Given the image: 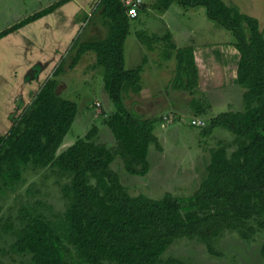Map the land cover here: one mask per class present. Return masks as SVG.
Returning a JSON list of instances; mask_svg holds the SVG:
<instances>
[{"label": "trees", "instance_id": "trees-1", "mask_svg": "<svg viewBox=\"0 0 264 264\" xmlns=\"http://www.w3.org/2000/svg\"><path fill=\"white\" fill-rule=\"evenodd\" d=\"M68 1L58 0L27 16L0 31V38ZM174 1L204 8L207 18L234 36L243 106L213 115L202 131L212 135L223 128L233 138L220 139L210 149L205 177L191 196L179 198L167 192L154 199L128 191L113 163L119 168L120 159L127 173L145 176L151 168L150 146L162 148L155 134L162 118L146 117L127 106V98L142 90V67H125L131 18L123 0H100L93 14L105 20L108 36L91 43L76 38L68 53L77 48L72 67L84 52L95 53L94 66L103 69V88L115 107L102 116L114 143L100 141L99 126L94 124L60 150L79 114L78 104L59 91L66 58L9 131L0 134V234L13 237L9 255L21 257L22 264H186L166 255L176 240L198 239L210 255L219 256L217 242L226 231L245 241L264 235V26L223 0H158L164 9ZM142 7L145 4L139 11ZM137 34L147 45L160 40L142 31ZM165 49L164 59L176 60L173 87L192 94L189 109L194 116L206 114L208 100L195 96L198 69L193 47L176 49L169 42ZM27 169L65 178L60 183L64 210L49 215L38 209V203L25 206L14 218L2 216V200L17 190ZM260 254L264 258V241Z\"/></svg>", "mask_w": 264, "mask_h": 264}, {"label": "rangeland", "instance_id": "rangeland-1", "mask_svg": "<svg viewBox=\"0 0 264 264\" xmlns=\"http://www.w3.org/2000/svg\"><path fill=\"white\" fill-rule=\"evenodd\" d=\"M56 1L58 0H0V31ZM85 1L87 5H90V12L93 14L95 7H97L98 0ZM75 2L76 0H69L62 5L63 11L55 10L42 19H37L35 24L24 26L25 28L18 29L0 38V134L9 131L12 123L15 122L22 111L32 102L42 84L47 78L51 77L56 69L54 66L52 70L49 69L48 72H45V75L40 77V70L38 68L25 71V67L19 65V58L27 57L29 60L31 58L30 54L35 53V60H38L39 52H42L43 49L40 48V44L36 45L34 43L35 40L40 38V32H43V27L48 23L50 25L48 33H50V31L53 33L57 23L55 19L57 13H63L65 19L69 20L74 11ZM146 2L149 6L147 11L144 12L143 17L148 24L166 21L167 17L168 21L176 20L192 26L198 25L201 29H199L196 34V40L199 42L204 41L205 38H207L204 34L208 32L210 40L214 44L217 42V46L212 49L214 53L218 50L217 54L222 55L224 51L223 42L235 41L234 36L229 30L225 29L218 22L212 21L206 17L205 10H203L202 7L195 9V11L199 12H196L197 16L194 15V13H190L194 8H185L176 2L172 4L171 10L166 16L163 15L150 0H146ZM236 8L239 9L238 7ZM77 9L78 7L76 6V10ZM178 10L181 11V13L175 14V11ZM75 14L78 21H83L86 18L85 16H88L87 13H85L84 16V13L80 10L75 11ZM89 16L88 18H90ZM140 19L142 18L131 19L130 33L125 43L128 55L135 51L134 45L139 38H137L138 31L140 32L142 30L146 35L151 34L148 32L149 28H147V25H140ZM84 24L85 23L76 24L78 26L77 31L80 30V34L84 28ZM77 34L78 33L70 37L64 32L63 40L66 44L65 48L69 45L71 49L73 40ZM49 36L48 34V37ZM28 39H32L33 42L31 45ZM140 41L144 43L141 39ZM144 44L148 47L146 43ZM165 48L166 46H162L161 49L156 47V51L160 53L161 56H154L153 62L156 66L154 65L153 67L152 76L150 75L151 72H147L151 70L149 67H146L144 71L142 70L141 74L144 80V88L148 87L146 82L150 76L156 83L150 86V89L159 96L163 94L166 95L168 99L166 92L173 88L172 83L169 84V81L171 79L172 82L174 81V76L172 75L173 72L175 73L176 61L175 59H168L166 63V59L163 57L166 53ZM194 48L201 49V46ZM76 49L77 48L73 49L75 52L71 51L68 54L67 51L64 50L58 57V64L62 59L66 58L63 68L65 73L69 76L81 79L70 81V77H68V79H66V77L62 78L69 81L67 88H65L66 90L63 89L66 83L60 81L59 91L60 93L63 90L65 91H63L61 95L75 101L79 106V114L60 150L72 144L78 137L83 136L94 124L99 126L100 141H104L108 145L114 143L110 129L102 122L104 119L102 117L103 114L111 113L115 110L106 90L103 88V69L94 66V56H89L84 64L78 61L80 63L76 64L77 67H75L76 65L72 67L70 64L76 53ZM146 50L145 48V52ZM19 52L22 54H17ZM200 52L201 50L198 51V54ZM24 53H26V56ZM85 53L87 52H84L81 56L85 55ZM88 55H91V51H89ZM161 62L166 64L164 71H161L159 67H157ZM198 62L195 63L198 64ZM220 62L222 61L220 60ZM128 64V67L134 66L130 61H128ZM14 65L17 67L15 71L12 70ZM220 72L222 74L219 76V80L223 83L222 79L225 77L223 74L227 71L221 70ZM201 74L203 75L204 73ZM199 78L200 76L198 74V80ZM216 85L218 84L215 82H209L201 85V87H199L200 90L195 92L196 97L207 99V104H210L209 111L199 116V118L206 123H208L211 116L227 111L230 107L232 110H239L241 106H243L242 101L240 103V93L243 92V88L240 91L236 89L235 86H224L221 85V83L218 86ZM210 86L213 87L209 88ZM220 86L226 88L225 93L221 92V95L227 98H221V95L220 97H214L216 103H213V98L210 100L207 94L203 92L207 93L208 91L206 90L208 89L223 88ZM17 87L18 89L20 88L19 91H16ZM214 93L217 95L219 92ZM147 95L148 92L143 93V96ZM135 99L136 95H131V98H127V106L132 107V102H134ZM97 101H100V103L102 102L101 106H95ZM171 102L172 101L169 102V105H163V107L156 106L151 108L147 106L145 109H140L141 112H151L149 114L150 116L162 118L155 126V133L159 136L162 148L158 149L155 144L150 146L149 161L151 163V168L149 172L145 176L131 175L125 171L120 159H118L120 161L118 163L119 168L115 166V162L113 163V168L119 173L123 184L133 195L144 194L154 199L162 198L167 192L179 198L191 196L205 177V168L210 161V149L213 148L220 139L231 141L233 138L232 134L223 128H216L212 135H203L202 131L204 127H196L190 124L191 119L194 117L191 109H188L189 107L183 103L179 104V102L173 101L171 105ZM227 102L231 103L230 107L225 105ZM212 104H218L220 106L217 107ZM172 106L179 107V111H176V113L171 112ZM164 116H172L173 118L169 117V119L163 120ZM162 122L167 126H162ZM167 122L168 124H166ZM23 177L24 179L19 187H17V190L8 193L2 200V216H12V218H14L25 206L27 207V205H35L38 203V209L49 215L53 212H61L64 210L65 204L60 194V183H62L65 178L59 180L57 177L50 175L46 170L34 171L31 169L25 170ZM40 203H44V205H40ZM12 241L13 237L9 234H0V264H22L23 260L21 257H11L9 255V243ZM263 241L264 235H258L253 240L245 241L236 232L226 231L217 242V249L221 253L219 256L210 255L205 246L198 239L190 240L185 238L176 240L166 251V255L179 257L184 260L186 264H264V258L260 254Z\"/></svg>", "mask_w": 264, "mask_h": 264}, {"label": "crops", "instance_id": "crops-1", "mask_svg": "<svg viewBox=\"0 0 264 264\" xmlns=\"http://www.w3.org/2000/svg\"><path fill=\"white\" fill-rule=\"evenodd\" d=\"M99 1L100 0H98V3H99ZM150 1H151V3H154V5H156L157 9L160 10V12L163 15H166V16H167V14H169V12L172 8V4L177 2V1L172 2L168 6V8L164 9L162 7V5L158 2V0H150ZM223 1L229 6L238 7L240 12H242L248 16L256 18L259 21L260 26L261 27L264 26V0H223ZM75 3L76 4H75L74 11L72 12L69 20L65 19V15L63 13H61V12L57 13V16H55L57 23H56V27H55L53 33H51V31H50V33H48V31L50 29V25L48 23H46V25L43 27V32L42 31L40 32V38L35 40V43H34L36 45L40 44L41 45L40 48L43 49L42 52H39L40 54L38 56V60H35V53L30 54L31 58L29 60L27 59V57L26 58L25 57L19 58V62H20L19 65L21 67H25V71L28 69L33 70V69L38 68L40 70V77H41L42 75H45L46 74L45 72H48L49 69L52 70V68L54 66L57 67L58 57H59L60 53L63 52L64 50H66L68 53V51L70 49L69 45H67L65 48L66 44L63 40L64 32L67 35H69L70 37H72L73 35L78 33L75 36L74 40L76 38H80L84 42H88V43L102 40L108 36L109 27H108V25H106L105 20L96 13L92 14V12H90V5H87L85 0H83V1H77L76 0ZM98 3H97V5H98ZM143 4H145V7H142V9L139 11L138 17L133 18V19H137L139 17L142 18V19H140V23H141L140 25H144V24L147 25V28H149L148 32L151 33L149 35H152V34L157 35L160 38V40L158 42H153L152 45H147L148 47H146V45L144 43H142L137 36L138 39L134 45L135 51L133 53H130V55H128V53L126 51V46L124 44V59H125V67L127 69H135V68L141 66L142 70L144 71L146 67L147 68L149 67V68H151V70L147 71V72H151L150 75L152 76L153 67L155 65L153 62L154 56L155 55L161 56V54L156 51V47H159L161 49L162 46L164 47L169 42H172L175 45L176 49L189 47V46L193 47L195 62H198V59H199L198 64H196L197 68H198V74L200 76V78L198 80L197 91L200 90L199 87H201V85L209 83V82H215L218 85L221 83V85H224V86H226V85L235 86L236 89H239L240 91L242 90V87L239 85L238 80H237V69H238L240 54H239L238 50L235 48V46L232 44V42H228V41L223 42L224 43V45H223L224 51H223L222 55L217 54L218 50H216V52L214 53V50H212V49L217 46V42H216V44H214L210 40V38H209L210 36H208V32H207V34H204L207 36V38H205L204 41L199 42L196 40V34H197L198 30L201 29V27H199L198 25H194V26L188 25V24L182 23V21H176V20H169L168 21L167 17H166V21H159V23L148 24L145 21V18L143 17V15H144V12L147 11V8L149 5L146 2V0H143ZM178 4H180V3H178ZM76 6L78 7L77 10L82 11L84 13L83 14L84 16H85V13H87L88 16L90 15L89 16L90 18H88V16H85L86 17L85 18L86 20L84 19L85 21L84 20L78 21V19L76 18V14H75V11H77ZM185 8H188V7H185ZM195 9L196 8H194L193 11L191 10L190 13H194V15H197L196 12H198V11H195ZM56 10L63 11V6L61 5ZM203 10H204V8H203ZM200 11H201V9H200ZM186 12H189V11H186ZM179 13H181V11H179V10L175 11V14H179ZM35 22L36 21L31 22V23L27 24L26 26H29L31 24H35ZM80 23H85L84 28L81 31V34H80V30L77 31L78 26L76 25V24H80ZM130 25H131V20H130ZM211 26L214 27V25H211ZM22 28H25V27H22ZM214 28H217V27L215 26ZM43 33H44V36H43ZM203 33H205V32H203ZM48 34L50 35L49 37H48ZM127 37H126V40H127ZM168 39H169V41H168ZM28 40H29V43L31 45V43L33 42L32 39H28ZM126 40H125V43H126ZM197 46H201V49L194 48ZM145 48L147 49L146 52H145ZM199 50H201V52L198 54ZM88 53H89V51L87 53H85V55L81 56V58L79 59V61L82 64L85 63V60L88 59L89 56L90 57L94 56L95 60H96V55L93 51H91V55H88ZM17 54H22V53L19 52ZM24 54L26 56V53H24ZM82 57H84V58H82ZM174 59H175V57L171 58V60H174ZM220 60L222 62H220ZM128 61H130V63L134 66L128 67L127 66ZM167 61H168V59L166 60V63H167ZM80 62H78V64ZM138 63H140V64H138ZM165 65L166 64H164V62H161L159 64V66H157V67H159V69L161 71H164ZM198 65L201 66V70H200V66H198ZM75 67H77V65ZM175 69H176V64H175ZM12 70H14V71L17 70L16 65H14ZM221 70L227 71L226 73L223 74V76H225L222 79L223 83L221 82V80H219V76L222 74L220 72ZM61 73L62 74L59 76L58 79L60 81H63V83H66V85L64 84V86H63L64 90H66L65 88H67V84L69 82V81H66V79H68V77L71 78L70 81H73L75 79H80V78H77L74 76H69L65 72H61ZM201 73H204V74L202 75ZM174 75H175V73L173 72L172 76H174ZM141 76H142V74H141ZM65 77H66V79H62ZM143 82H144V80H143V76H142V83H141L142 90L140 92L141 96H140V93L137 94L135 101L132 102L133 103L132 107H134V109H137L141 112L140 109H145V108H147V106H149L151 108L156 107V106L157 107L158 106L163 107V105L164 106H166V104L169 105L170 101L179 102V104L183 103L184 105H187V107H189V101L192 97V94H190L189 92H186V91H183V90H180V89L173 87L171 90L166 92L168 95V99H169V101H168V99L166 98V95L163 94L162 96H159L150 89V86H153L154 84H156L155 81H153V79L150 76L146 82V85H148L147 88L143 87ZM171 82H172V79L169 81V84H171ZM218 85H216V86H218ZM224 86H220L223 88H217V89H208V87H207L208 90H206V91H208V92L207 93L203 92V93L207 94V97L210 100L213 98V103H216L214 97H220L221 92L225 93L226 88H224ZM237 86H238V88H237ZM212 87L213 86H210L209 88H212ZM19 90H20V88L18 89V87H17L16 91H19ZM63 91L61 93H63ZM144 92H148V95L143 96ZM150 92H151V94H150ZM214 92H219V93L216 95ZM159 93H161V92H159ZM241 94H242V92L240 93V103H241ZM222 97L227 98L226 96L221 95V98ZM172 102H171V105H172ZM212 105L217 106V107L220 106L218 104H212ZM225 105L227 107H230L231 103L227 102V103H225ZM171 109H172L171 112L176 113V111H179L180 108L177 106H174V107L172 106ZM229 109H231V107ZM141 113H143L146 117H154V116L149 115L151 113L149 111H147L146 113L142 111ZM194 117H199V116H194ZM170 118H173V117L170 116ZM163 125H165V124H163ZM158 138H159V136H158Z\"/></svg>", "mask_w": 264, "mask_h": 264}, {"label": "built area", "instance_id": "built-area-1", "mask_svg": "<svg viewBox=\"0 0 264 264\" xmlns=\"http://www.w3.org/2000/svg\"><path fill=\"white\" fill-rule=\"evenodd\" d=\"M126 7H127V14L128 16L133 19L138 17L139 15V8L140 6L143 4V0H123ZM165 119H167L168 117L164 116ZM169 119V118H168ZM190 124L192 126H196V127H203L206 125V122H204L202 119H200L199 117H193L191 119Z\"/></svg>", "mask_w": 264, "mask_h": 264}]
</instances>
